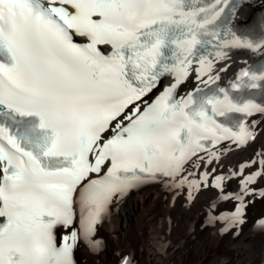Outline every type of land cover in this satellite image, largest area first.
<instances>
[{"label":"snow or ice","instance_id":"obj_1","mask_svg":"<svg viewBox=\"0 0 264 264\" xmlns=\"http://www.w3.org/2000/svg\"><path fill=\"white\" fill-rule=\"evenodd\" d=\"M241 6L0 0V264H74L78 241L95 252L97 225L130 191L163 182L191 199L208 186V172L194 178L205 162L200 153L211 164L228 150L223 142H254L260 120L251 118H264V60L224 87L220 73L230 65L216 67L233 50L264 56V13L241 30L232 23ZM190 77L195 87L179 94ZM259 163L239 193L224 195L223 182L243 176V166L214 178L220 198L237 201L233 212L208 219L223 223L222 233L246 223V196H264L250 188L264 177ZM256 226L264 230V219ZM60 229L72 230L61 237ZM154 243L163 247L167 237Z\"/></svg>","mask_w":264,"mask_h":264},{"label":"bare ground","instance_id":"obj_2","mask_svg":"<svg viewBox=\"0 0 264 264\" xmlns=\"http://www.w3.org/2000/svg\"><path fill=\"white\" fill-rule=\"evenodd\" d=\"M263 7H243L237 18L241 21L252 19ZM229 55L230 60L216 65L217 68L224 63L230 65L227 72L220 73L221 80L227 82L233 80L241 68L264 57L249 51ZM170 82L165 80L164 84ZM194 87L190 77L180 90L185 93ZM258 120L256 138L246 147H238L231 141L225 143L228 150L218 162L211 164L206 162L207 154L201 155L205 162L194 178L203 180V173L208 172V186L194 192L193 198L189 199L187 191L178 194L163 182H157L133 190L110 205L108 215L97 225L93 237L101 241L100 247L93 252L82 239L79 240L75 247L78 263L121 264L122 258L126 257L132 264H264V233L256 226L264 217V196L245 197L246 223L240 229L222 233L223 223H208L210 216L233 211L237 206L235 200L220 198L221 190L214 187L215 177H229L243 166V176H231L223 182V194L232 195L242 190L246 176L262 171L259 161L264 159V118ZM222 147L223 144L216 148ZM250 188L256 193L264 191V177H258ZM76 214L73 229L79 225L78 208ZM71 230L60 229V236L70 235ZM236 231H239L238 236L233 234ZM164 237H167V243L158 247L154 242H160Z\"/></svg>","mask_w":264,"mask_h":264}]
</instances>
